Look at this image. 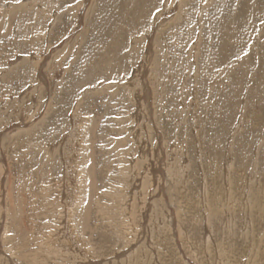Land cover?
Wrapping results in <instances>:
<instances>
[{"label": "rangeland", "instance_id": "obj_1", "mask_svg": "<svg viewBox=\"0 0 264 264\" xmlns=\"http://www.w3.org/2000/svg\"><path fill=\"white\" fill-rule=\"evenodd\" d=\"M0 264H264V0H0Z\"/></svg>", "mask_w": 264, "mask_h": 264}, {"label": "bare ground", "instance_id": "obj_2", "mask_svg": "<svg viewBox=\"0 0 264 264\" xmlns=\"http://www.w3.org/2000/svg\"><path fill=\"white\" fill-rule=\"evenodd\" d=\"M155 4H156V3H155ZM221 4H222V3H221ZM243 9H244V8H243ZM256 12H257V11H256ZM243 13H244V12H243ZM244 17H245V16H244ZM239 18H240V17H239ZM254 25H255V24H254ZM219 31H220V30H219ZM222 32H223V31H222ZM235 40H236V39H235ZM238 42H239V41H238ZM113 59H114V58H113ZM113 59H112V60H113ZM212 61H213V60H212ZM111 133H112V132H111ZM82 142H83V141H82ZM83 143H84V142H83ZM82 147H83V146H82ZM82 168H83V167H82ZM66 172H68V171H66ZM71 175H72V174H71ZM67 179H68V178H67ZM82 180H84V179L82 178ZM81 184H82V183H81ZM84 186H85V185H84ZM66 187H67V186H66ZM82 188H85V187H82ZM81 195H82V194H81ZM74 202H75V201H74ZM73 204H74V203H73ZM80 204H81V203H80ZM72 217H73V216H72ZM73 218H74V217H73ZM73 222H74V227H75V228L73 227L74 230L78 229V224H77L78 222H77V221H76V222L73 221ZM73 222H72V223H73ZM76 231H77V230H76ZM77 233H78V232H77ZM79 234H81V233H79ZM82 234H83V231H82ZM78 237L81 238V235H78ZM83 240H84V238H83Z\"/></svg>", "mask_w": 264, "mask_h": 264}]
</instances>
